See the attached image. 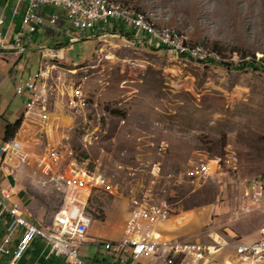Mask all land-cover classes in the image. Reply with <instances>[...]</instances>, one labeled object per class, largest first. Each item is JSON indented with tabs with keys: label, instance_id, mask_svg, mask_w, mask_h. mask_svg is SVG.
I'll use <instances>...</instances> for the list:
<instances>
[{
	"label": "rangeland",
	"instance_id": "obj_1",
	"mask_svg": "<svg viewBox=\"0 0 264 264\" xmlns=\"http://www.w3.org/2000/svg\"><path fill=\"white\" fill-rule=\"evenodd\" d=\"M117 1L145 12L158 28L175 31L202 53H212L211 60L177 55L147 32L140 41H102L101 33L113 31L114 25L123 33L134 32L112 20L86 30L67 21L56 37L44 30L33 33L32 42L25 44L79 40L66 50L62 64H49L47 75L53 72L61 90L74 87L73 93L58 92L44 113L22 116L19 138L32 163L15 157L9 161L11 169L20 171V197L24 191L30 199L21 201L34 219L48 224L75 196L87 201L94 218L90 233L116 238L122 236L133 197L139 204L165 199L174 207L167 235L228 244L257 239L264 212L236 210L243 181H264V70L252 65L264 64V0ZM23 18L18 15L17 22ZM156 43L161 47L150 48ZM105 53L110 56L104 58ZM39 57L28 50L22 58H9L8 65L1 58V116H6L2 104L13 103L16 114L25 105L29 92L17 93L16 78H35ZM73 61L81 67L74 68ZM59 143L66 161L61 166L78 168L89 182L95 181L88 176L98 178L104 191L92 190L88 196L85 189L65 191L53 184V174L38 163ZM0 152H5L1 141ZM209 169L215 172L208 178L197 175ZM77 182H84V175H77ZM163 212L157 208V215ZM4 236L0 218V264L9 260ZM81 255L88 264L110 263L104 245L96 242L85 243Z\"/></svg>",
	"mask_w": 264,
	"mask_h": 264
},
{
	"label": "built area",
	"instance_id": "obj_2",
	"mask_svg": "<svg viewBox=\"0 0 264 264\" xmlns=\"http://www.w3.org/2000/svg\"><path fill=\"white\" fill-rule=\"evenodd\" d=\"M45 7H53L55 11L47 13ZM110 20L131 27L139 41L141 33L145 36L149 35L146 33V25L140 22L139 16L128 15L121 6H115L110 2L108 6H100V0H28L23 25L14 34L15 45L12 47L21 51L24 49L25 40L32 42L33 33L44 30L53 35L55 29L64 26L67 21L79 30H86L97 28L100 23H108ZM3 23V19L0 20V24ZM66 32L68 33V30ZM103 34L105 36L107 32ZM168 36L171 38V35ZM78 40L79 37L74 36L70 44ZM149 46L161 47L159 43L149 44ZM68 47L40 46L42 52L36 77L27 80L16 78L17 93L24 96L26 92H29V98L24 105L25 119L48 110L47 106L58 92L64 96L73 93L74 87L68 91L61 90L53 72L51 77L43 76V69L48 68L49 64H57L65 60L64 51ZM7 48V34L0 29V49ZM171 50L177 55H183V49L177 45L172 46ZM211 54L203 53L193 57L197 61L207 62L211 60ZM109 56L108 53L104 54V58ZM102 59L99 58V60ZM73 63L79 64L77 61ZM67 108L72 112L70 107L67 106ZM23 147V143L17 139L6 142L1 167L8 155L25 162L28 154L22 151ZM65 162L61 143H59L57 149L47 151L45 156L39 159L38 164L53 174L50 180L59 190L69 191L71 188H81V191L83 189L88 191V196L92 190L104 191V187H99L98 182L86 180L85 173H79L78 168H72L69 163L68 167L61 166ZM62 169L64 170L61 171ZM214 172L209 169L198 171L197 175L206 179ZM77 175H84V182H77ZM4 195L5 198L0 197V218L5 224L4 253L11 256L8 264H18L36 238L45 239L53 253L66 262L88 264L81 255V247L88 242L94 222L93 216L86 210L87 201H81L74 196L54 214L51 222L46 224L25 216L22 204L11 200L5 191ZM238 197L237 213L264 212V181L246 179L243 181L242 191ZM157 208H164V215H157ZM173 209L172 203L165 199L158 201V204H139L137 197H133L130 200V210L123 236L118 239L95 240V242L104 245L107 255H118L122 263L126 261L125 257L129 256L135 260L144 257L153 258L160 264H264V226L260 228V236L257 239L237 241L232 244L224 243L219 239H213V241L182 239L165 233L167 232L166 224L172 218ZM13 243L15 248L11 246Z\"/></svg>",
	"mask_w": 264,
	"mask_h": 264
},
{
	"label": "crops",
	"instance_id": "obj_3",
	"mask_svg": "<svg viewBox=\"0 0 264 264\" xmlns=\"http://www.w3.org/2000/svg\"><path fill=\"white\" fill-rule=\"evenodd\" d=\"M27 5H28V0H0V20L3 19V21H4L3 24H0V29L4 33L7 34V44H8L7 49H0V60L2 58V60L5 62L6 65H8V63H9V58H13L16 56L19 58H22V57H24V53L28 50L33 51V52L36 51L39 53V55H40L39 61H38V63H39L40 59H41V52H42L40 46H42V45H47L49 47H60V46L67 47V46H69L66 50H68L72 47V45L70 43L69 44L71 46L69 44L63 45L61 43H58L57 45L52 44L53 46H50L51 45L50 42L46 41V42L40 43L39 45H32V46L27 45L28 43H26V44L24 43V46H23L24 49L21 51L18 48H15V47L13 48L12 46L15 45V41H14L13 36L17 31H19L21 29V26L23 25V21L17 22L18 21L17 18H18V15L21 18H23L22 15L24 16L25 11L27 9ZM113 22H115V21H113ZM64 26L57 27L55 29L56 31H55V33H53L52 37H56L55 35L59 34V29L64 27ZM37 32L39 33L40 31H37ZM68 33H69V30H68ZM103 33H101V34H103ZM43 34H45V32H43ZM120 37H122V38L125 37L128 39H132V38L134 39L135 38L134 32L132 34L131 33H123L122 30L116 28L114 25L113 31L107 32V35H105L104 37H101V39H103L102 41L109 42L108 38H120ZM129 37H131V38H129ZM145 37L146 36H144V38ZM109 43L112 44V42H109ZM131 43L132 42H130L128 40V43H126V44H131ZM150 48H152V47H150ZM66 50L64 51V56H65ZM60 64H62V62ZM0 68H1V66H0ZM3 78H4V76H3ZM3 78L0 76V83L3 81ZM12 105H13V103L11 104V107L9 105L6 106L5 104L4 105L2 104V106H1L2 111H5L4 113L6 115V116L0 115V141L3 144L12 140V139H10L8 141L4 140L5 135H6L7 126L9 124L16 123V122H14V118H16V120L20 119V118L22 119V116L24 113L25 106H22V108H20L19 110L17 109V111H19V112H18V114H16L13 112L14 107ZM22 121H23V119H22ZM13 139L20 140L18 131L15 133V136ZM22 151L24 153H27L28 157L26 158L25 162L21 161V160H18V161L26 163L27 165H30L32 163L30 161L31 160V154L28 153V151H26L24 149V147H23ZM0 153H1L0 154V197L5 198V195H4V191H5L9 195V198L11 200L19 201L22 204L23 213L25 216H27L28 218H30L32 220H36V219H34L31 212L29 210H27V208L25 207V205L21 201L23 199V201H28L30 203V199H29L26 192L22 191L23 197H20V192L22 190L21 189L22 186L18 180L19 179L18 172H20L19 169H17L16 166L14 169H11V167L9 165V163H10L9 161H10V158H12V157L9 155L6 157L5 163L1 167V159L3 158V152H0ZM9 201L10 200L7 199V202H9ZM0 211H1V208H0ZM125 222H126V220H125ZM124 226H125V223H124ZM122 236H123V230H122ZM122 236L112 238V237H103L100 235V236L96 237L95 235L90 233L88 241L94 243L95 240H102L105 238H107V239H118V238H121ZM39 248H40V250H39ZM5 256H9V260H10V258H11L10 255L5 254ZM53 257L55 258V260L56 259H63L62 257H59L53 253L51 247L46 243L45 239L36 238L33 241L31 248L26 251V253L20 259L18 264H42V263L47 264V262H49V263L52 262V264H55V263L59 264L58 262H56L57 260L56 261L54 259H53V261L51 260V258H53ZM125 259H126V261L124 263H122L119 261L118 255L117 256L111 255V257H109L110 263H108V264H160V262L158 260L153 259V258L144 257V258H140L138 260H135L132 257L126 256ZM9 260L6 262L7 264L9 262ZM66 263L73 264V263H69V262H66Z\"/></svg>",
	"mask_w": 264,
	"mask_h": 264
},
{
	"label": "bare ground",
	"instance_id": "obj_4",
	"mask_svg": "<svg viewBox=\"0 0 264 264\" xmlns=\"http://www.w3.org/2000/svg\"><path fill=\"white\" fill-rule=\"evenodd\" d=\"M108 2H110L111 4L115 6H121L128 15L139 16L140 22L143 25H146V32L152 34L156 38L161 39L163 42L167 43L170 46V48H172V46L174 45H177V47H179L180 49H183V55H189L191 57L203 54L201 47H192L186 44L183 38L180 37V35L176 33L175 31H172L170 29L158 28V26L153 21V19L150 16H148L145 12L140 11L136 8H133V6L127 5L126 3H123L117 0H100V6H108ZM168 35H171V38H169ZM73 67L80 68L81 64L74 63ZM50 69H51L50 65H48V68L43 69L44 77H47ZM88 179L89 180L94 179L95 182H99L98 178H94L92 176H88ZM159 215H164V212L159 213Z\"/></svg>",
	"mask_w": 264,
	"mask_h": 264
},
{
	"label": "trees",
	"instance_id": "obj_5",
	"mask_svg": "<svg viewBox=\"0 0 264 264\" xmlns=\"http://www.w3.org/2000/svg\"><path fill=\"white\" fill-rule=\"evenodd\" d=\"M188 57H191V56H188ZM191 58H193V57H191ZM194 59V58H193ZM196 60V59H195ZM197 61V60H196ZM248 62V61H247ZM249 63H253V62H248V64ZM252 65H254V67L255 68H259V69H261V70H264L263 68H264V64H260V63H253ZM229 66H231V65H229ZM262 67V68H261ZM21 124H22V119L20 118V119H18L17 121H16V123H14V124H9L8 126H7V128H6V135H5V141H8V140H10V139H13L14 138V136H15V133L18 131V129L20 128V126H21Z\"/></svg>",
	"mask_w": 264,
	"mask_h": 264
}]
</instances>
